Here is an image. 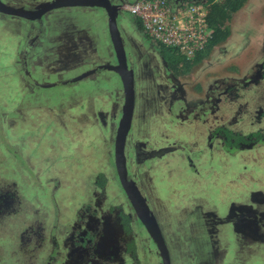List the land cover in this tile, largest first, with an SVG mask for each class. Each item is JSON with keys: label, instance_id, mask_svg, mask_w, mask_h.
<instances>
[{"label": "rangeland", "instance_id": "374dc122", "mask_svg": "<svg viewBox=\"0 0 264 264\" xmlns=\"http://www.w3.org/2000/svg\"><path fill=\"white\" fill-rule=\"evenodd\" d=\"M2 1L30 9L39 0ZM80 11L55 10L39 23L0 14V264H50L48 257L58 264L52 247L79 211L75 195L87 192L98 174L110 188L118 185L113 157L123 85L105 70L72 81L115 61L103 14ZM124 18L136 45L128 63L138 74L128 165L155 204L172 261L190 263L194 246L201 253L194 264H264V146L225 153L221 142L193 136L204 126L244 135L264 131L258 108L264 107V81L252 82L264 62V0H248L233 16L229 40L188 74L173 73L136 19ZM27 72L30 84L68 82L45 91L32 87L33 96L26 78L21 83ZM48 102L71 113L63 120L62 111L45 110ZM135 225L145 261L155 264V244Z\"/></svg>", "mask_w": 264, "mask_h": 264}, {"label": "flooded vegetation", "instance_id": "af4514ba", "mask_svg": "<svg viewBox=\"0 0 264 264\" xmlns=\"http://www.w3.org/2000/svg\"><path fill=\"white\" fill-rule=\"evenodd\" d=\"M53 1H56V0H39L37 5L29 4L33 8L26 9V10L37 11V10H40V8L43 5H45L49 2H53ZM100 1H104V0H100ZM109 1L111 2V4L114 7H116V10L118 11L117 12L118 13V17H117L118 28H119L120 37L122 38L124 48L126 51V55H127V54L131 53L130 52L131 46L134 48L136 45H135V42H133L132 37H131V35L133 33H131L129 31V27H128L127 23L125 22L124 17H126V14L128 13L127 11H125V6L130 5L132 3V1H134V0H109ZM178 1H180V2L181 1H183V2H194V1H201V0H178ZM32 2H34V1H32ZM32 2H29V3H32ZM67 9H70V8H67ZM71 9L79 10L77 12V14H81L82 12L80 10H85V9L87 11H91V10L99 11V14H103L101 18L108 22V15H107L106 11L102 10L100 8H81V7H79V8H71ZM123 15H125V16H123ZM15 18H19V17H15ZM19 19L24 20V21L39 23V22H41V20L43 18H41L38 21H31V20H26L23 18H19ZM97 22H99V20H97ZM93 28H94V26H93ZM93 28L91 31H93ZM105 31L106 30L104 29L103 33ZM104 35H105L104 38L108 41V43L110 44V48L112 50L110 55L113 58H115L116 62L113 59V60H111L113 62L109 61L110 64H105V65H101V66L117 65L118 63H117V57H116L115 49H114L112 40L109 37V35H110L109 34V27H108V32L107 33L105 32ZM127 59L129 60L128 57H127ZM114 62L116 64H114ZM27 64L28 63L26 61L22 65L23 70L24 69L26 70ZM128 66H129V69H132L135 73V95H136L135 110H136V108H137V92H138L137 87H136V81H137V75L138 74H137V70L134 69L133 67H131L129 65V63H128ZM98 67H100V66L89 69L88 71L84 72L83 74H86V73L90 72L91 70L98 68ZM263 67H264V62L262 64L261 68L258 70V73L256 74V77L254 78V80H252V82L259 83V82L264 81V78L259 76V72L261 69H263ZM99 70H105V69H99ZM99 70H97L96 73ZM105 71H107V70H105ZM23 75H27V76L22 77L21 83L26 78V84H28L31 88V90L29 89L28 92L32 93L33 96L38 95V93L36 91L33 92L32 87L38 88L39 90L41 89L42 91H45L46 89L48 90V88H50V89L59 88L60 85H66L68 82V81L57 82L58 84H56L55 82H51V83L47 84V83H42L44 81L39 82V81L33 80V84H30V74L27 72V74L24 73ZM82 75H79L77 77L75 76L74 78H72V81L79 80V78ZM118 78H120V77L118 76ZM24 89H25V86H24ZM236 89L238 90V88H236ZM16 90H18V89L16 88ZM25 91H27V90H25ZM19 92H20L19 94H22L21 89ZM39 97H40V95H39ZM60 97L56 98L55 100L60 101V99H62V96H60ZM216 98L218 99V101L221 100L219 97H216ZM259 103H260V101H259ZM51 104H54V103L53 102L46 103L44 105L45 110L46 111H62V113L64 114L63 120L66 119L67 114L69 115L71 113V112L70 113L68 112L69 109H68V111H66L67 108L59 105L58 103L56 104L57 107H51ZM170 105H171V102L169 100V106H168L167 111L170 109ZM258 108H260L261 111H264L263 106H258ZM37 109L44 110L41 108H37ZM169 115H168V118L170 117ZM134 117H135V112H134L133 121H132V128H131V131L128 135L127 142H126V148H125V154H126V160H127V170H128V180L131 182H134L136 184V187L139 188V190L141 191L143 196L146 198L147 203L151 209V212L155 216V218L157 219V222H158L159 227L161 229L164 241H165L167 249H168L169 257H170L169 261H171V264H176V261L175 262L172 261L173 257L170 253V246L168 245V240L166 239V237L163 233L161 224H160L158 216L156 214V211H155L156 207L154 206L155 204H152V202L148 201V199L146 197V190H144L143 188L140 187L142 184H139L137 182V180H135L132 177L130 170H129L128 144H129L130 137H131L133 130H134V128H133L134 122H135ZM213 118L216 119L217 116H215ZM64 123H65V121H63V126L60 127L61 130L64 129V125H65ZM118 128H119V125H118ZM220 128L228 129L230 132H233L235 134L242 135V136L249 135V134L244 135L243 133H240V132L239 133L234 132L231 129H229L228 127L220 125V126H215L214 129H211V126L209 129L206 128V126L202 127L201 129L198 128V130L200 129V131L199 132L194 131L193 136L198 141H199V139L204 138L205 140H207L211 143L214 141L221 142L222 147H223L222 150H224L225 153L226 152H229V153L243 152V151L234 152V151H230V150L226 149L224 142H223V137L218 131V129H220ZM257 132H261L264 134L263 130H259V131L253 132V133H257ZM117 133H118V129H117ZM117 133L115 136V144H116ZM190 134H191V132H190ZM250 134H252V133H250ZM202 136H203V138H202ZM191 138H192V135H191ZM188 140H190V138H188ZM190 142H191V140H190ZM209 145H210V149H212V144L209 143ZM260 146H264V143L260 144L259 147ZM246 151H251V150H246ZM113 158H115V150H114V157ZM116 173H117L118 185H117V187H115V190L113 188H110L109 180L104 174H98L95 177V180L91 185H88L87 187L85 186V188L87 189V192H85L84 194L82 192L79 196L75 195L76 196L74 198L75 199V207L77 209V206L79 204V211L76 214V216L75 217L73 216L72 219L70 220V223H69L70 229L63 236L61 243L59 245L55 244L56 247L55 246L52 247L53 248V255L57 254L59 257V262H57L58 264H148L147 260L145 261L146 254L144 253V250H143L144 246L141 244L142 241H140L139 236L138 235L136 236L134 233L136 228H137V225H135V224H137V223H140L142 225V227L145 229L146 233L148 234L150 241L153 242L156 246L157 257L155 256L156 258H154L153 261L156 262L155 264H164V262L162 261L163 260L162 254L158 248V245L153 240V238L151 237V235L149 234V232L147 231V229L145 228V226L143 225V223L139 219L131 201L129 200L128 196L125 193L124 188L121 187L122 184H121L120 178L118 176L117 169H116ZM143 185H145V184L143 183ZM79 188L82 190L83 185H80ZM79 188H76V186L74 187V189H79ZM120 193H123L124 198H122ZM115 195L118 196V198L120 197L119 198L120 200L117 202H115L116 200L113 201L112 202L113 205H111V204L107 205V200L108 199H114ZM75 212H76V210H74V213ZM190 250H191V252H190L191 262L190 263L194 264L195 263L194 258L196 256H198V257L201 256L200 249L198 247L195 248L193 246L192 249H190ZM194 253L196 254L195 256H194ZM174 258H176V257H174ZM53 260H54V257H52V259H50V257H48V261L52 262ZM157 260L159 261V263ZM51 262H50V264H51ZM190 263H180V264H190Z\"/></svg>", "mask_w": 264, "mask_h": 264}, {"label": "water", "instance_id": "95a60500", "mask_svg": "<svg viewBox=\"0 0 264 264\" xmlns=\"http://www.w3.org/2000/svg\"><path fill=\"white\" fill-rule=\"evenodd\" d=\"M43 7V8H42ZM40 10L31 11L24 8H14L5 4L0 0V14L19 17L26 20L38 21L43 18L46 14L67 8H100L105 10L108 15V27H109V37L112 40L116 57L117 65H107L100 66L91 70L90 72L83 74L79 80H82L91 74L96 73L99 69H105L116 73L122 82L124 90V106L121 110L122 117L119 122L118 133L116 137L115 144V165L118 172V176L121 181V187L124 188L126 195L131 201L136 214L139 219L153 238V240L158 245V248L162 254L164 264H171L169 261V253L164 241L161 229L157 222V219L152 214L151 209L147 203L146 198L143 196L141 191L134 182L128 180V170H127V160L125 154L126 142L128 135L132 128V121L135 110V73L132 69H129L128 59L122 38L120 37V32L118 28V11L109 0H56L43 5Z\"/></svg>", "mask_w": 264, "mask_h": 264}, {"label": "built area", "instance_id": "2783aa9c", "mask_svg": "<svg viewBox=\"0 0 264 264\" xmlns=\"http://www.w3.org/2000/svg\"><path fill=\"white\" fill-rule=\"evenodd\" d=\"M125 11L141 23L146 37L187 60L205 50L213 36L205 1L134 0Z\"/></svg>", "mask_w": 264, "mask_h": 264}, {"label": "trees", "instance_id": "16d2710c", "mask_svg": "<svg viewBox=\"0 0 264 264\" xmlns=\"http://www.w3.org/2000/svg\"><path fill=\"white\" fill-rule=\"evenodd\" d=\"M247 2L248 0H207L208 23L210 29L213 31V36L208 46L192 60H187L182 54L178 56L177 50L159 45L168 68L176 75L188 74L195 66L209 59L215 48L229 40L232 35L231 21L233 16L241 11ZM136 22L138 27L143 31L141 23L139 21ZM259 76L264 78V67L260 70ZM218 131L223 137L226 149L230 151L254 150L264 143V134L261 132L242 136L224 128H220Z\"/></svg>", "mask_w": 264, "mask_h": 264}, {"label": "crops", "instance_id": "0c3cea01", "mask_svg": "<svg viewBox=\"0 0 264 264\" xmlns=\"http://www.w3.org/2000/svg\"><path fill=\"white\" fill-rule=\"evenodd\" d=\"M74 11H76V13H77L79 10H75V9H74Z\"/></svg>", "mask_w": 264, "mask_h": 264}]
</instances>
